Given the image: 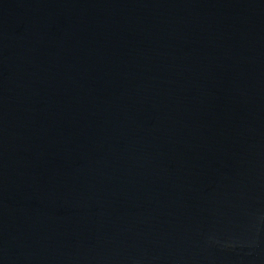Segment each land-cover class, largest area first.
I'll list each match as a JSON object with an SVG mask.
<instances>
[{
  "label": "water",
  "instance_id": "1",
  "mask_svg": "<svg viewBox=\"0 0 264 264\" xmlns=\"http://www.w3.org/2000/svg\"><path fill=\"white\" fill-rule=\"evenodd\" d=\"M0 264H264V0H0Z\"/></svg>",
  "mask_w": 264,
  "mask_h": 264
}]
</instances>
